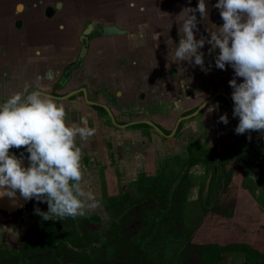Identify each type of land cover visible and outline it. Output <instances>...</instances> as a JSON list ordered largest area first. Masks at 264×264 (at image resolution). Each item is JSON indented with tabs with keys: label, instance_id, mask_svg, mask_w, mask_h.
I'll return each mask as SVG.
<instances>
[{
	"label": "crops",
	"instance_id": "1",
	"mask_svg": "<svg viewBox=\"0 0 264 264\" xmlns=\"http://www.w3.org/2000/svg\"><path fill=\"white\" fill-rule=\"evenodd\" d=\"M26 1L0 0V102L41 77L46 94L64 105L70 124L79 123L83 117L96 129L88 141H77L82 158L89 157L93 163L107 160L105 138L115 133L122 149L120 169L128 178L134 177L143 149H150L152 163L164 154L169 155L175 140L171 139V130L176 119L210 98V106L195 121L184 123L181 136L184 143L201 140L219 152L223 147L229 150L245 142L249 144V156L258 154L264 163L262 131L236 134L238 118L233 117V111L218 95L222 92L231 99L233 90L228 82L234 77V70L227 64L226 70L215 67L219 49L210 52L211 45L207 43L200 49L207 72L200 66L175 60L174 51L180 38L178 15L184 8H195L194 0H94V8L82 0L77 5V13L69 1L62 9L58 3L55 15L47 11L53 6V0L39 4L36 0L34 5ZM210 2L213 19L222 24L214 7L217 0ZM19 4L21 8L17 9ZM24 4L28 10L23 9ZM196 15L199 21L196 38H209L202 31L199 14ZM89 18L92 26L86 30L84 26ZM105 28L116 30L106 33L102 31ZM79 43L87 45L85 63L73 69L69 76V71L65 72L74 62ZM109 46L111 51L107 50ZM237 82H242V78H237ZM79 87L91 91V99L96 98L115 110L119 120L129 119L117 111L125 105L133 120L151 119L162 130L170 131V136L164 139L147 128L114 131L106 126V118L80 96L59 97ZM224 114L228 116L227 125L219 122ZM22 152L28 154L24 148L10 149L12 154ZM96 169L88 168V174L97 173Z\"/></svg>",
	"mask_w": 264,
	"mask_h": 264
},
{
	"label": "rangeland",
	"instance_id": "2",
	"mask_svg": "<svg viewBox=\"0 0 264 264\" xmlns=\"http://www.w3.org/2000/svg\"><path fill=\"white\" fill-rule=\"evenodd\" d=\"M84 158L81 183L97 194L99 207L84 217L59 220L53 217L45 221L35 209L46 212L48 205L36 201L17 225L12 227L0 221V264H26V255H34L32 264H200L199 254L209 244L252 246L261 253L258 264H264V187L254 174V166L223 154L220 168L214 159L208 180L193 179L196 189L190 191L192 184L182 179L179 186L178 182L170 187L159 184L166 194L160 189L150 194L139 187L143 185L142 178L131 183L124 177L129 175L123 169L115 176L109 164ZM175 163H169V168L175 167ZM222 166L227 167V173H222ZM92 167H97V173L88 174L87 169ZM155 172L154 168L141 173L151 174L152 178ZM217 172L222 173L226 187L216 203L215 192L220 190ZM164 180L167 183V177ZM123 192L128 196L124 203L120 202L126 198ZM212 202L216 205H211ZM155 221H158L156 232L144 241ZM180 232L189 234L182 242L177 241ZM32 234L39 237L25 247ZM41 234L49 237L43 239ZM51 234L57 243L52 250H43L50 244ZM158 240L164 241L156 245ZM242 261L243 253L234 251L224 253L218 264H242Z\"/></svg>",
	"mask_w": 264,
	"mask_h": 264
},
{
	"label": "clouds",
	"instance_id": "3",
	"mask_svg": "<svg viewBox=\"0 0 264 264\" xmlns=\"http://www.w3.org/2000/svg\"><path fill=\"white\" fill-rule=\"evenodd\" d=\"M214 7L223 23L207 39L195 36L199 23L196 13L201 18L207 14L205 0L178 15L180 38L175 60L207 72L200 49L205 43L211 45L210 52L219 49L215 67L226 70L227 64L234 70L228 82L233 90L232 115L239 121L234 132L264 134V0H217ZM41 79L38 76L32 85L26 83L23 91L0 102V197L15 198L18 191L25 200L46 202V212L35 209L45 221L84 217L100 202L97 194L81 183L84 170L77 141H88L96 129L83 117L70 124L64 105L46 94ZM219 122L227 125V114L221 115ZM13 148H24L28 153L27 167L10 153Z\"/></svg>",
	"mask_w": 264,
	"mask_h": 264
},
{
	"label": "flooded vegetation",
	"instance_id": "4",
	"mask_svg": "<svg viewBox=\"0 0 264 264\" xmlns=\"http://www.w3.org/2000/svg\"><path fill=\"white\" fill-rule=\"evenodd\" d=\"M10 1H14V0H4V2H7V3ZM37 1H38V4L41 2H44V0H37ZM69 1L73 4L75 13H77V7H78L77 5L79 4L80 1L83 2L82 0H59V1L57 0V2H56V0H53V6L48 7L47 11L50 12L52 15H55V11L57 10L58 3L61 4V6H62L61 9H62V8H64V6L68 5ZM35 2H36V0H27L25 3L34 5ZM85 2L87 4H89L90 6H92V8H94V6H95L93 3L94 0H85ZM26 4H24L23 9L28 10V6H26ZM194 4L196 5L195 0H194ZM18 8L19 9L21 8L20 4L17 6V9ZM212 11H211V13H212ZM24 13H27V11H25ZM87 16H89V15H87ZM92 16H89V17H92ZM211 18L216 23H220V22L213 19L212 14H211ZM90 21H91L90 18L87 19L86 24L87 23L88 24L87 25L85 24V26H84L85 29L86 28L88 29V27L92 26L91 23H89ZM202 31L204 32L203 29H202ZM204 34L207 36V34L205 32H204ZM79 44H80V46L78 47V50L76 52L74 62L70 63L68 70L65 72V73H68V71H69V76L71 75V72L73 71V69L76 70L77 68L82 67V65L85 63V55H86V51H87V45H84L82 43H79ZM112 46H113V44H112ZM84 48H85V53L83 54V56H81L82 50ZM111 49L112 48L109 46V48L107 50L111 51ZM120 49H122V48H120ZM90 94H91V91H88L85 88L79 87V88L72 89V90L68 91L66 94L59 96V97H63L64 99H73L77 96H80L84 103L86 102L89 107H91L97 113L103 115L106 118L105 119L106 126L109 128H112L114 131H116V130L117 131L118 130L119 131H122V130L134 131L137 128H139V129L141 128V130L144 128H147V129L153 130V132H155L156 135L161 134V137L164 139H166L167 137L170 136V133H171L170 131L166 132L165 130H162V128L159 127L151 119L139 118L137 120H133L132 116L130 115V112L127 111V107H125V105L124 106L122 105L121 107H119V109L117 111L120 112L121 115L129 117V119L123 120V121L119 120L116 116L115 110H113L107 104L100 102L96 98L94 99L92 97V99H91ZM218 95L222 97V99L225 101V103H227V105L233 111V106L230 105L227 101L228 96L226 94H223L222 92H220V94H218ZM211 102H212V100H210V98H209V99L205 100L204 102H202L200 105L192 107V108L184 111L182 114H180L179 117L176 119L175 127L171 130L173 132L171 135V139L172 140L175 139V140L173 143V148H172V150H170L169 155L164 154L160 158H157L156 163H152L150 161V159H151L150 149H148L146 147L145 149H143V152L141 153L142 160L140 163L139 170H136V174H139V175L136 177V174H135L134 177L126 178V179H128V181L132 180L131 181V183H132L135 180H137L138 178H142L141 180L143 181L142 182L143 185L139 186V187L140 188L141 187L146 188L148 192H145V193H150V194H152L154 191L159 190V189L162 190V192L164 194H166V191H164V188L163 189L159 188L160 187L159 184H162V185L165 184V187L167 185H168V187H170L173 185L174 182H178V184L176 186H179V184L183 183L182 179H184V182H186L188 184H190V183L192 184L189 188L191 191L193 188H195V189L197 188V185L194 181L195 179L206 178L208 180L207 176H208L209 171L213 168V163H214L213 161L215 158L218 160L216 167L220 168V166H219L220 161H221L220 157H221V155L223 156V154H224V155H227V156L233 157V158L238 157L242 161L246 162V164H248L249 166L250 165L254 166V170L256 172L254 174H255V176L257 175V177L261 180V183L263 184V187H264V163L262 164V162L260 161V158L258 157V154H255L254 157L249 156L250 150L248 149V145H249L248 143L241 142L242 144L240 146H237V147L231 146L229 150L227 148L223 147L222 149H220L219 152H216L215 148L206 146L204 144V142L201 140L195 141V142L189 143V144L184 143L183 139L181 138L182 127H183L184 123L190 122V121H195L196 118L199 117V115L202 114L210 106ZM232 104H233V102H232ZM146 121L153 123L154 125H156V127L158 129H156L152 125H149L148 123H146ZM142 135L144 137V134H142ZM105 139H106L105 145L108 149V151H106V155H107L108 159H107V161L98 162V163L102 164V165L103 164H109L110 168L113 167L112 172L114 171L113 174L116 176V173H120V171H121L120 168L122 167V164L121 165L119 164V162L122 161V156H121L122 149L120 148V143L118 142L117 137L115 136V133L110 134L109 137H107ZM251 144L253 145V143H251ZM256 145H257V143L254 144V147ZM124 147L126 148V146L125 145L123 146V150L125 149ZM256 149H258V148H256ZM227 150L229 151V153L226 152ZM259 151H260V149H259ZM261 154L263 155L262 152H261ZM15 155L18 158H27V156H28V154H26L25 152H22L21 154L17 153ZM84 157H86V156H84ZM84 157L82 159L83 161H85ZM224 158H226V157H224ZM261 158H264V156ZM172 161L176 162L175 167L169 168L168 164L171 163ZM223 162H224V160H223ZM82 165H84V163H82ZM151 166L153 167V169L155 168V171H156L155 175L152 178H150L151 174L141 173V172L152 171L153 169L151 170ZM167 170L169 172H166ZM227 170L228 169L226 166L225 167L222 166V173H224V174L227 173L228 172ZM98 171H99V168H98ZM231 171H232V169H231ZM171 172H173L174 175ZM222 173L221 172L216 173V175L218 174V176H219L216 179V184L217 183H218V185L220 184L219 185V188H220L219 192L218 193L215 192L216 198L214 201H216V203L218 201L217 199H219L221 192L226 187V185L224 184V177L221 178ZM224 174H223V176H225ZM142 175L144 177H142ZM165 177H167V183L165 182L166 179L164 180ZM228 177H229V174H228ZM153 180H155L157 182L153 183ZM160 180H162V181L159 183ZM150 183H153V186L151 188H149ZM127 185L129 186L128 183H127ZM193 193H194V191H193ZM125 194L126 193L123 194V197L124 198L126 197V198L124 200H120V202L124 203L125 201H127L128 196ZM141 194H144V191H142ZM186 196L188 197V195H186ZM155 197L160 198L159 195H155ZM143 198L144 197L142 196L141 199L144 200ZM167 201L170 202L168 199H167ZM35 203H36V200L33 199V200H31L30 204L27 205V208L25 210H19L13 214H7L6 212L0 211V221H2V222L4 221L6 223V225H10L12 227L17 225L30 212V208H34ZM115 203H118V202H115ZM216 203L212 202L211 205H214V204L216 205ZM43 204L44 203H42L41 206ZM181 235H186V233L180 232V236ZM188 235H186V239L188 238ZM180 242H182V241H180ZM218 246L222 247V246H227V245H218ZM254 249L258 250L257 248H254ZM227 252H234V251H226V252L221 253V258H222V255L224 253H227ZM238 252H241V251H238ZM241 253H243V252H241ZM219 261L216 262L215 264H218ZM244 261H245V255L243 253L242 264ZM60 263H61V261H60Z\"/></svg>",
	"mask_w": 264,
	"mask_h": 264
},
{
	"label": "trees",
	"instance_id": "5",
	"mask_svg": "<svg viewBox=\"0 0 264 264\" xmlns=\"http://www.w3.org/2000/svg\"><path fill=\"white\" fill-rule=\"evenodd\" d=\"M167 202H166V204H167ZM157 225H158V221H155L152 224V227H150L149 233L147 234L144 241L149 240L154 235V233L156 232ZM38 237L39 236L32 234L30 236V241H28V243L25 244L26 245L25 247L29 246L30 244H34L35 243L34 241ZM48 237L49 236L47 234L42 235L43 239H47ZM51 239H53V242L50 241ZM185 239H186V235H181V236L177 237L178 241H184ZM50 240H49L50 244H47V246L43 250H52L53 247L56 245V243H57L56 238L54 239L53 234H51ZM162 241H164V240H158L155 244L159 245ZM62 244H63V242H62ZM23 248L24 247H22V249ZM226 251H241V252H243L245 255V261L243 262V264H258L259 259H261L260 258L261 253L249 245L229 244L227 246L220 247L218 245L211 244V245H206L204 247V249L200 252V254H199L200 264H215L216 262H218L221 259V253L226 252ZM34 260H35L34 255H26V264H32Z\"/></svg>",
	"mask_w": 264,
	"mask_h": 264
},
{
	"label": "water",
	"instance_id": "6",
	"mask_svg": "<svg viewBox=\"0 0 264 264\" xmlns=\"http://www.w3.org/2000/svg\"><path fill=\"white\" fill-rule=\"evenodd\" d=\"M195 3L197 5L198 0H195ZM206 4V9H207V14L204 18H201L200 15V25L204 32L207 34V36L210 38V33L211 31L215 30L217 27H219L221 24L216 23L215 21L212 20L211 18V10H212V3L209 0H205ZM199 14V13H198ZM111 30H116L112 28H105L102 29L103 32H110ZM85 53V48L82 50V55ZM227 101L230 105L233 106L232 100L227 97ZM149 125H152L156 129V125L153 123L146 121ZM23 162V166L27 167L29 164V161L27 158H20ZM31 200H25L22 197H20L19 192L17 191L16 197L15 198H8V197H0V211L6 212L7 214H13L16 213L19 210H25L27 208V205H29Z\"/></svg>",
	"mask_w": 264,
	"mask_h": 264
}]
</instances>
